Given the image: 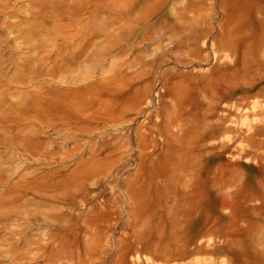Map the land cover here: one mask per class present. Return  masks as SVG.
Segmentation results:
<instances>
[{
	"label": "bare ground",
	"instance_id": "bare-ground-1",
	"mask_svg": "<svg viewBox=\"0 0 264 264\" xmlns=\"http://www.w3.org/2000/svg\"><path fill=\"white\" fill-rule=\"evenodd\" d=\"M183 4L57 6V36L83 37L65 64L96 62L78 82L59 64L32 154L78 162L27 184L55 213L1 221L0 264H264V0Z\"/></svg>",
	"mask_w": 264,
	"mask_h": 264
},
{
	"label": "rangeland",
	"instance_id": "rangeland-1",
	"mask_svg": "<svg viewBox=\"0 0 264 264\" xmlns=\"http://www.w3.org/2000/svg\"><path fill=\"white\" fill-rule=\"evenodd\" d=\"M74 1L0 0V222L15 217L24 224L30 222L33 225L37 219H51L55 204L50 201L44 205L38 203L34 194L27 193L26 186L45 183L77 166L78 160L47 162L37 160L32 154L37 142L54 141L39 122L42 115L39 106L32 104L42 94L59 86L56 77L59 64L63 62L65 66L63 80L78 82L87 72L81 65L86 62L90 66L96 62L84 59L71 68L65 64V59L77 51L83 37L80 35L73 43L67 42L65 37L70 32L66 27L57 36V9L59 4L71 5ZM173 1L175 10L184 7L185 0ZM120 26L126 25L121 21L116 28ZM104 28L114 29L107 17L98 24V29ZM99 43L96 51L101 53L103 45ZM139 58L142 55L123 59L137 63ZM96 65L99 68L101 62ZM253 102L251 100L247 108H251ZM256 111L263 112L260 107ZM243 112L233 109V118L237 119ZM241 132L242 137L248 135L245 130Z\"/></svg>",
	"mask_w": 264,
	"mask_h": 264
}]
</instances>
